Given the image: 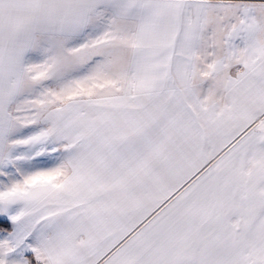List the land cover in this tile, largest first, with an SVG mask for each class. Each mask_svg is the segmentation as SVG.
Returning <instances> with one entry per match:
<instances>
[{
	"label": "snow or ice",
	"instance_id": "obj_1",
	"mask_svg": "<svg viewBox=\"0 0 264 264\" xmlns=\"http://www.w3.org/2000/svg\"><path fill=\"white\" fill-rule=\"evenodd\" d=\"M0 264H264V0H0Z\"/></svg>",
	"mask_w": 264,
	"mask_h": 264
}]
</instances>
